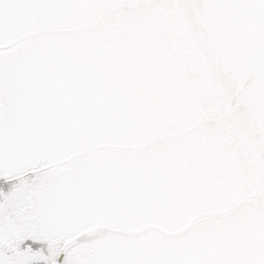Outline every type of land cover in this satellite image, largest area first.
Masks as SVG:
<instances>
[{
  "label": "snow or ice",
  "instance_id": "obj_1",
  "mask_svg": "<svg viewBox=\"0 0 264 264\" xmlns=\"http://www.w3.org/2000/svg\"><path fill=\"white\" fill-rule=\"evenodd\" d=\"M0 264H264V0H0Z\"/></svg>",
  "mask_w": 264,
  "mask_h": 264
}]
</instances>
